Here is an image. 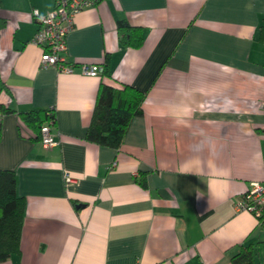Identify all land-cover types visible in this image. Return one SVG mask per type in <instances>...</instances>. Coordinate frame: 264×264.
Returning a JSON list of instances; mask_svg holds the SVG:
<instances>
[{"label": "crops", "instance_id": "1", "mask_svg": "<svg viewBox=\"0 0 264 264\" xmlns=\"http://www.w3.org/2000/svg\"><path fill=\"white\" fill-rule=\"evenodd\" d=\"M53 7L0 0V103L13 109L0 168L25 198L20 250L0 264H230L241 243L264 240L234 207L264 181V0H99L66 35L70 73L42 66L31 41L33 10ZM120 19L141 27L138 48L120 42ZM104 58V75L79 72ZM101 82L145 93L118 149L85 138ZM46 107L48 148L18 114Z\"/></svg>", "mask_w": 264, "mask_h": 264}, {"label": "trees", "instance_id": "2", "mask_svg": "<svg viewBox=\"0 0 264 264\" xmlns=\"http://www.w3.org/2000/svg\"><path fill=\"white\" fill-rule=\"evenodd\" d=\"M4 25L5 20L0 17V29ZM117 26L121 30L120 42L123 45L138 48L142 44L141 27L130 25L124 19L118 20ZM100 63L104 66L102 76L107 72L105 58ZM144 98L145 93L133 85L123 84L117 87L101 82L85 138L99 145L118 149L132 118L142 114ZM11 112L13 109L0 103V133L1 116ZM18 114L24 126L30 130L28 136L31 138L40 140V128L44 123L51 121L52 126L55 124V112L52 107L29 109ZM141 184L145 185L144 179ZM24 211L25 198L17 193L14 170L0 168V261L20 250ZM256 217L258 222L264 225V214ZM262 242L264 240L255 238L241 243L230 256V264H262L259 247Z\"/></svg>", "mask_w": 264, "mask_h": 264}, {"label": "built area", "instance_id": "3", "mask_svg": "<svg viewBox=\"0 0 264 264\" xmlns=\"http://www.w3.org/2000/svg\"><path fill=\"white\" fill-rule=\"evenodd\" d=\"M96 2L97 0H54V7L46 13L33 10L38 28L31 41L42 49V66H54L66 73L74 71L75 64L66 58V35L74 26L76 13L84 6ZM79 66V72L84 75H101L104 71L100 62L82 63ZM51 127L52 122L48 121L40 128V142L44 148L57 143ZM65 180L72 181V177L66 173ZM234 207L237 211L247 210L256 216L264 214V181H251L249 187L235 200Z\"/></svg>", "mask_w": 264, "mask_h": 264}, {"label": "water", "instance_id": "4", "mask_svg": "<svg viewBox=\"0 0 264 264\" xmlns=\"http://www.w3.org/2000/svg\"><path fill=\"white\" fill-rule=\"evenodd\" d=\"M81 205H82V204H77L76 206L79 207V206H81Z\"/></svg>", "mask_w": 264, "mask_h": 264}]
</instances>
